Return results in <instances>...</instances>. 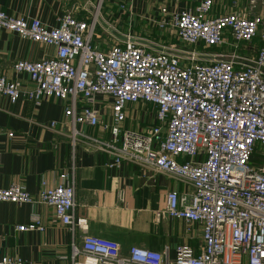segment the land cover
<instances>
[{
    "label": "built area",
    "instance_id": "obj_1",
    "mask_svg": "<svg viewBox=\"0 0 264 264\" xmlns=\"http://www.w3.org/2000/svg\"><path fill=\"white\" fill-rule=\"evenodd\" d=\"M187 1L192 4L180 10L164 3L161 17L146 19L195 46L166 50L116 36L110 44L103 40L98 16L105 0L80 15L66 11L56 25L0 7L1 27L54 47L36 60L17 59L14 69L27 72L33 84L0 74V93L13 102L65 100L69 132L59 131L69 134L71 145V165L57 184L42 177L33 193L13 182L0 187V201L52 205L55 218L69 228L72 264H264V0L242 6L241 0ZM129 18H136L133 12ZM256 37V55L238 52L241 42ZM201 44L207 49H198ZM198 52L219 58H197ZM151 114L154 120L147 122ZM79 144L105 152L109 168L131 161L191 184L186 192L170 188L158 215L200 223V250L183 242L174 258L142 246L124 255L118 240L93 233L77 210ZM259 145L262 162L255 158ZM16 227L44 230L45 223L34 215ZM24 261L0 257V264Z\"/></svg>",
    "mask_w": 264,
    "mask_h": 264
},
{
    "label": "crops",
    "instance_id": "obj_2",
    "mask_svg": "<svg viewBox=\"0 0 264 264\" xmlns=\"http://www.w3.org/2000/svg\"><path fill=\"white\" fill-rule=\"evenodd\" d=\"M97 0H0V7L16 16L40 18L49 25L59 23L68 10L84 13ZM226 5L230 0H216ZM240 5L247 0H241ZM171 10L192 4L187 0H105L108 10L121 14L133 12L136 18L161 17L160 7ZM261 43L259 37L240 43L238 52L254 56ZM216 48V47H215ZM220 49V48H219ZM227 49V48H226ZM229 51H232L229 49ZM54 53V47L0 26V74L33 84L27 72H17V59L36 60ZM66 101L45 96L40 103L29 98L13 102L0 93V187L22 183L36 193L42 177L51 184L71 165L69 132L64 124ZM154 120V114H151ZM52 121L57 126L51 127ZM13 131L10 136L8 133ZM110 157L86 144L77 149L76 198L78 213L88 218L91 231L120 242L121 254L133 246L168 253L174 258L178 247L189 242L196 250L202 244V225L180 217L159 216L166 206L170 188L191 191L192 185L135 162L124 161L115 168L106 162ZM38 215L45 229L19 230L18 224L29 223ZM71 234L67 225L55 218L54 207L44 202L17 203L0 201V257L19 255L23 264H72Z\"/></svg>",
    "mask_w": 264,
    "mask_h": 264
},
{
    "label": "rangeland",
    "instance_id": "obj_3",
    "mask_svg": "<svg viewBox=\"0 0 264 264\" xmlns=\"http://www.w3.org/2000/svg\"><path fill=\"white\" fill-rule=\"evenodd\" d=\"M101 12L103 15H105L114 25L115 28L119 29L121 32L124 33H131L132 35H137L140 37H146L149 39H152L160 44L168 45V46H175L183 49H192L195 48V46H190L188 44H185L180 39L172 35V33L168 30H162L156 25L150 24L148 20L144 18H135L129 20L128 14H121L118 11L114 10H108L105 6V2L101 5ZM102 28V27H101ZM98 27V30L103 34V40L107 41V43H112L114 40L111 38H114V34L109 32L107 29H101ZM101 29V30H100ZM116 41V40H115ZM200 50H206L202 44L197 46ZM209 49V48H208ZM218 47L211 48V50L216 51L218 50ZM210 50V49H209ZM149 118L151 119L152 116H148L146 121L149 122ZM143 120H140L142 122ZM261 145L258 146L255 158L256 161L262 162L261 157Z\"/></svg>",
    "mask_w": 264,
    "mask_h": 264
},
{
    "label": "water",
    "instance_id": "obj_4",
    "mask_svg": "<svg viewBox=\"0 0 264 264\" xmlns=\"http://www.w3.org/2000/svg\"><path fill=\"white\" fill-rule=\"evenodd\" d=\"M102 26L107 29L109 32H111L112 34H114V36H116L117 38H119L120 40H131V41H138L141 43H144L146 45H148L151 48L157 49V50H166L167 47L165 45H162L152 39L146 38V37H140L137 35H129L127 33L121 32L119 29L115 28L111 23H109L102 14H99L98 16ZM174 52H176L179 55L182 56H186V55H190L191 53L187 52L186 50H182V49H174ZM195 56L197 58H219V56H214L213 54H207V53H203V52H198L195 54Z\"/></svg>",
    "mask_w": 264,
    "mask_h": 264
},
{
    "label": "bare ground",
    "instance_id": "obj_5",
    "mask_svg": "<svg viewBox=\"0 0 264 264\" xmlns=\"http://www.w3.org/2000/svg\"><path fill=\"white\" fill-rule=\"evenodd\" d=\"M97 12H99V10H97ZM98 14V13H97Z\"/></svg>",
    "mask_w": 264,
    "mask_h": 264
}]
</instances>
